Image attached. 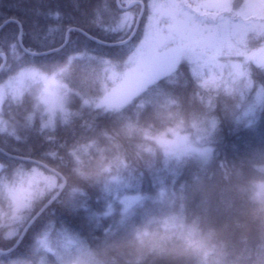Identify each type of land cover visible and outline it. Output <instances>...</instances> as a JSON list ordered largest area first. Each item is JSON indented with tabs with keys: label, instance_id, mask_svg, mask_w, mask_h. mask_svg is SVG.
Returning <instances> with one entry per match:
<instances>
[{
	"label": "trees",
	"instance_id": "obj_1",
	"mask_svg": "<svg viewBox=\"0 0 264 264\" xmlns=\"http://www.w3.org/2000/svg\"><path fill=\"white\" fill-rule=\"evenodd\" d=\"M154 1L0 0V264H264V67L246 57L264 16L227 14L233 48L96 106ZM52 77L67 92L51 117ZM178 127L211 154H166L154 138Z\"/></svg>",
	"mask_w": 264,
	"mask_h": 264
},
{
	"label": "rangeland",
	"instance_id": "obj_2",
	"mask_svg": "<svg viewBox=\"0 0 264 264\" xmlns=\"http://www.w3.org/2000/svg\"><path fill=\"white\" fill-rule=\"evenodd\" d=\"M177 1H154L146 18L142 43L130 57L132 63L122 79L96 100V106L108 110L120 109L147 84L163 75L162 67L180 60L208 61L216 54L233 48L229 40L230 31L226 28L229 19L227 14L239 21L264 16V0H239L238 3L242 4L240 6L233 5L232 0H192L191 7L184 3L191 12L181 10ZM194 15L213 19L216 23H202ZM221 18L225 20H219ZM232 34L235 37L241 36L238 31H233ZM246 57L253 58L264 67V46L250 52ZM6 85H0V97ZM66 92L67 87L52 77L42 85L38 101L45 105L46 111L52 117L55 110L63 107ZM154 140L166 154L177 157L188 153L208 157L212 151L210 146L195 145L188 133L180 131V127L171 135L159 136ZM17 189L21 195L23 190L19 187ZM130 198L123 199L126 206V200Z\"/></svg>",
	"mask_w": 264,
	"mask_h": 264
}]
</instances>
